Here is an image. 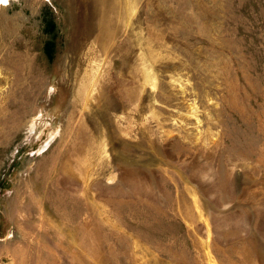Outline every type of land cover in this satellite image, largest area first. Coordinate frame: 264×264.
I'll return each instance as SVG.
<instances>
[{
    "label": "rangeland",
    "instance_id": "rangeland-1",
    "mask_svg": "<svg viewBox=\"0 0 264 264\" xmlns=\"http://www.w3.org/2000/svg\"><path fill=\"white\" fill-rule=\"evenodd\" d=\"M0 264H264V0L0 2Z\"/></svg>",
    "mask_w": 264,
    "mask_h": 264
},
{
    "label": "snow or ice",
    "instance_id": "snow-or-ice-1",
    "mask_svg": "<svg viewBox=\"0 0 264 264\" xmlns=\"http://www.w3.org/2000/svg\"><path fill=\"white\" fill-rule=\"evenodd\" d=\"M0 2H5V3H6V2H7V0H0Z\"/></svg>",
    "mask_w": 264,
    "mask_h": 264
}]
</instances>
